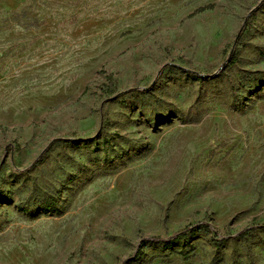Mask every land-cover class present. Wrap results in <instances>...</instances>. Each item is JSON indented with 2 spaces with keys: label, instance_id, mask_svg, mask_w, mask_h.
<instances>
[{
  "label": "rangeland",
  "instance_id": "obj_1",
  "mask_svg": "<svg viewBox=\"0 0 264 264\" xmlns=\"http://www.w3.org/2000/svg\"><path fill=\"white\" fill-rule=\"evenodd\" d=\"M0 264H264V0H0Z\"/></svg>",
  "mask_w": 264,
  "mask_h": 264
},
{
  "label": "trees",
  "instance_id": "obj_2",
  "mask_svg": "<svg viewBox=\"0 0 264 264\" xmlns=\"http://www.w3.org/2000/svg\"><path fill=\"white\" fill-rule=\"evenodd\" d=\"M55 204H56V200H54V199H51L50 201H46L42 204L41 210L48 211L49 209L53 208L55 206ZM201 231L204 233H212L213 229H212L211 225H209L208 223H200V224L194 225V226H185L181 230L175 232L174 234H172L168 237H165V238H161V237L148 238V239L143 240L142 244L151 243V244H155V245H160L164 249L165 248H171V247L178 246V245H187ZM247 231H248L247 228H245L242 231H240L239 233H237V236L245 237Z\"/></svg>",
  "mask_w": 264,
  "mask_h": 264
}]
</instances>
